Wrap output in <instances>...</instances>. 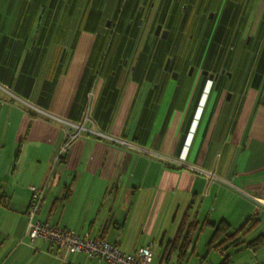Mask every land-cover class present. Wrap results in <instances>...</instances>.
<instances>
[{"label": "crops", "instance_id": "obj_1", "mask_svg": "<svg viewBox=\"0 0 264 264\" xmlns=\"http://www.w3.org/2000/svg\"><path fill=\"white\" fill-rule=\"evenodd\" d=\"M62 120L119 141H70ZM31 186L38 219L126 253L154 242L153 264H178L186 217L182 264H264L247 246L264 234V0H0V264H107L31 243ZM251 217L208 252L211 223Z\"/></svg>", "mask_w": 264, "mask_h": 264}, {"label": "built area", "instance_id": "obj_2", "mask_svg": "<svg viewBox=\"0 0 264 264\" xmlns=\"http://www.w3.org/2000/svg\"><path fill=\"white\" fill-rule=\"evenodd\" d=\"M88 119L87 115L85 121H88ZM62 122L66 127L70 141L77 139L83 131L98 137L119 141L97 129L86 127L84 123L76 124L68 120H62ZM72 129L76 131L71 133ZM67 149L68 144H64L62 151L64 152ZM31 191V201L27 210L29 219L27 235L31 243H34L38 238H43L47 242L57 245L64 253V256L67 254L84 253L90 258H98L107 264H153L154 242L139 247L134 252L126 253L118 245L101 237H92L89 233L79 234L73 230L56 227L38 219V214L43 206L44 192L37 186H31Z\"/></svg>", "mask_w": 264, "mask_h": 264}, {"label": "trees", "instance_id": "obj_3", "mask_svg": "<svg viewBox=\"0 0 264 264\" xmlns=\"http://www.w3.org/2000/svg\"><path fill=\"white\" fill-rule=\"evenodd\" d=\"M188 219L189 218L187 217L185 218L179 230V234L172 243L171 250L168 251V254L164 255V257L169 259L171 257V253L176 252L179 260L178 264H182V261H186L187 258L194 253L195 249L193 248V243L200 224L196 221H190V223L187 224ZM258 223V218L251 217L234 232H232L231 226L226 221L211 223L213 227V234L208 241V252L211 249L222 248L228 243L241 245L243 241L241 243L240 239L247 236L248 233L252 231V229L255 228ZM263 245L264 234L247 244L248 247L255 250L262 247ZM221 264H229V257H225Z\"/></svg>", "mask_w": 264, "mask_h": 264}, {"label": "water", "instance_id": "obj_4", "mask_svg": "<svg viewBox=\"0 0 264 264\" xmlns=\"http://www.w3.org/2000/svg\"><path fill=\"white\" fill-rule=\"evenodd\" d=\"M161 32H162V37L166 38L167 35H168V32L167 31H162V26L161 25H158V27L156 29V35H159ZM166 69H167V67H166ZM205 73H208V72L206 71ZM216 77L217 76L214 75V74H210L209 75L210 80H214Z\"/></svg>", "mask_w": 264, "mask_h": 264}, {"label": "rangeland", "instance_id": "obj_5", "mask_svg": "<svg viewBox=\"0 0 264 264\" xmlns=\"http://www.w3.org/2000/svg\"><path fill=\"white\" fill-rule=\"evenodd\" d=\"M20 2H23L24 0H19ZM249 38V37H248ZM172 51V50H171ZM167 63V62H166ZM165 66H166V64H165ZM260 230V229H259ZM258 230V231H259ZM206 233H204V234H202V236L200 237V240H199V243H198V245H199V247L203 244V242H204V240H205V238L207 237V235H208V233L210 232V230H206L205 231ZM206 234V235H205ZM210 234V233H209ZM255 234V233H254ZM209 236V235H208Z\"/></svg>", "mask_w": 264, "mask_h": 264}, {"label": "flooded vegetation", "instance_id": "obj_6", "mask_svg": "<svg viewBox=\"0 0 264 264\" xmlns=\"http://www.w3.org/2000/svg\"><path fill=\"white\" fill-rule=\"evenodd\" d=\"M209 17H211V16H209ZM110 24H111V23H110ZM162 31H164V30H162ZM160 35L162 36V32L159 34V36H160ZM170 61H171V58L168 57L167 60H166L167 63H165V64H166L165 69H166V67L168 68ZM168 62H169V63H168ZM192 70H193V67L190 69V73L192 72ZM205 72H206V71H205Z\"/></svg>", "mask_w": 264, "mask_h": 264}]
</instances>
